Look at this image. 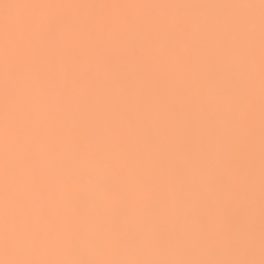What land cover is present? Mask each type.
Masks as SVG:
<instances>
[{
	"label": "snow or ice",
	"instance_id": "1",
	"mask_svg": "<svg viewBox=\"0 0 264 264\" xmlns=\"http://www.w3.org/2000/svg\"><path fill=\"white\" fill-rule=\"evenodd\" d=\"M0 264H264V0H0Z\"/></svg>",
	"mask_w": 264,
	"mask_h": 264
}]
</instances>
